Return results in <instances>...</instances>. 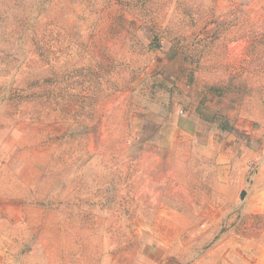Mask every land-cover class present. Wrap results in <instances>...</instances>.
I'll return each instance as SVG.
<instances>
[{
  "label": "rangeland",
  "instance_id": "374dc122",
  "mask_svg": "<svg viewBox=\"0 0 264 264\" xmlns=\"http://www.w3.org/2000/svg\"><path fill=\"white\" fill-rule=\"evenodd\" d=\"M153 240L264 264V0H0V264Z\"/></svg>",
  "mask_w": 264,
  "mask_h": 264
},
{
  "label": "crops",
  "instance_id": "0c3cea01",
  "mask_svg": "<svg viewBox=\"0 0 264 264\" xmlns=\"http://www.w3.org/2000/svg\"><path fill=\"white\" fill-rule=\"evenodd\" d=\"M170 67V66H168ZM173 67V66H172ZM157 130V129H155ZM184 133L188 134V135H191L193 134L194 132H191V131H187V130H184L183 131ZM197 135V134H196ZM221 156V166L220 168H224L226 167L224 164H223V160H222V156L223 154L221 153L220 154ZM227 162H229L230 164L228 165L229 167H236L238 161L237 160H233V158H230V160H228ZM236 163V164H235ZM223 165V166H222ZM260 165V164H258ZM231 183L232 184H244L243 182V179L240 178L239 176L234 178L233 176L231 177ZM220 184L223 186L224 183H223V180L220 182ZM149 252H147V255L144 256V263L142 262H139V264H168V262L170 261L172 264H175V262H178V261H175L174 258H172L171 255L169 252L165 255H161L162 251H164V248L165 247V244L161 241H158V240H153L149 243ZM168 250V249H167Z\"/></svg>",
  "mask_w": 264,
  "mask_h": 264
}]
</instances>
